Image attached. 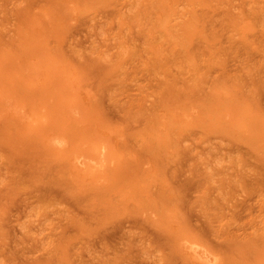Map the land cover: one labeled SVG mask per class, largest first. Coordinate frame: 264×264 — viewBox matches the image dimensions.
I'll use <instances>...</instances> for the list:
<instances>
[{
	"label": "rangeland",
	"instance_id": "374dc122",
	"mask_svg": "<svg viewBox=\"0 0 264 264\" xmlns=\"http://www.w3.org/2000/svg\"><path fill=\"white\" fill-rule=\"evenodd\" d=\"M196 246L264 264V0H0V264Z\"/></svg>",
	"mask_w": 264,
	"mask_h": 264
},
{
	"label": "bare ground",
	"instance_id": "6f19581e",
	"mask_svg": "<svg viewBox=\"0 0 264 264\" xmlns=\"http://www.w3.org/2000/svg\"><path fill=\"white\" fill-rule=\"evenodd\" d=\"M81 161V160H80ZM82 162V161H81ZM85 163V162H84ZM83 164V163H82ZM196 244V243H195ZM193 246V245H191ZM190 247V246H189ZM191 248V247H190ZM193 249V247H192ZM191 249V250H192ZM194 255L206 264H213L217 262V257L214 253L207 251L204 248L196 246L194 247Z\"/></svg>",
	"mask_w": 264,
	"mask_h": 264
}]
</instances>
